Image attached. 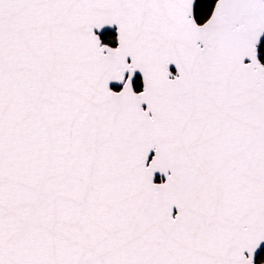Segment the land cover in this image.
<instances>
[{
    "label": "snow or ice",
    "instance_id": "snow-or-ice-1",
    "mask_svg": "<svg viewBox=\"0 0 264 264\" xmlns=\"http://www.w3.org/2000/svg\"><path fill=\"white\" fill-rule=\"evenodd\" d=\"M262 245L264 0H0V264Z\"/></svg>",
    "mask_w": 264,
    "mask_h": 264
},
{
    "label": "flooded vegetation",
    "instance_id": "flooded-vegetation-1",
    "mask_svg": "<svg viewBox=\"0 0 264 264\" xmlns=\"http://www.w3.org/2000/svg\"><path fill=\"white\" fill-rule=\"evenodd\" d=\"M110 33L114 34L113 32H110ZM137 82H138L137 85L139 86V84L141 83L139 77L137 78ZM262 249H264V248H262ZM262 249H261V250H262ZM261 250L258 252V254L261 252ZM258 254H257L256 257H255V262H256V264H260V263L264 262V259H263L262 261H260V260L257 259Z\"/></svg>",
    "mask_w": 264,
    "mask_h": 264
},
{
    "label": "trees",
    "instance_id": "trees-1",
    "mask_svg": "<svg viewBox=\"0 0 264 264\" xmlns=\"http://www.w3.org/2000/svg\"><path fill=\"white\" fill-rule=\"evenodd\" d=\"M137 84H138V82H137ZM257 259L260 261H262L264 259V249H262L261 252L258 254Z\"/></svg>",
    "mask_w": 264,
    "mask_h": 264
},
{
    "label": "water",
    "instance_id": "water-1",
    "mask_svg": "<svg viewBox=\"0 0 264 264\" xmlns=\"http://www.w3.org/2000/svg\"><path fill=\"white\" fill-rule=\"evenodd\" d=\"M106 32H113L114 33V29H106ZM159 178V177H158ZM264 248V245L261 246V248L257 251L256 255L258 254V252ZM256 257V256H255ZM260 264H264V262L260 263Z\"/></svg>",
    "mask_w": 264,
    "mask_h": 264
}]
</instances>
